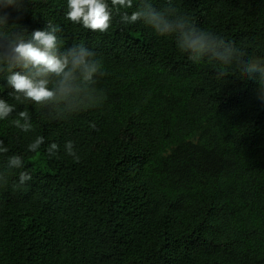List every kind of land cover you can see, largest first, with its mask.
<instances>
[{
    "label": "trees",
    "instance_id": "16d2710c",
    "mask_svg": "<svg viewBox=\"0 0 264 264\" xmlns=\"http://www.w3.org/2000/svg\"><path fill=\"white\" fill-rule=\"evenodd\" d=\"M106 3L107 32L0 8V264H264V0ZM35 30L63 73L13 52Z\"/></svg>",
    "mask_w": 264,
    "mask_h": 264
},
{
    "label": "clouds",
    "instance_id": "9594fccd",
    "mask_svg": "<svg viewBox=\"0 0 264 264\" xmlns=\"http://www.w3.org/2000/svg\"><path fill=\"white\" fill-rule=\"evenodd\" d=\"M112 5H119L123 8H131L132 0H111ZM17 0H0V8L16 7ZM5 19V15L0 14ZM68 20L73 23H82L84 28L92 31L107 32L112 21V14L109 11V5L106 0H68V11L66 13ZM140 18V13L133 12L131 16H124L129 23H135ZM31 41L25 42L20 40L15 43L12 48L15 55L27 62H30L37 69L45 73L61 74L65 71L67 61H61L52 54V50L56 47L57 37L48 31L35 30L31 34ZM83 52V49H82ZM251 72L257 71L255 65L250 69ZM8 83L18 93H23L27 99L36 103H42L53 97L54 93L46 86L45 81H35L28 76L14 73L9 77ZM264 87V85H262ZM264 102V92L257 97ZM12 107L0 101V119L6 117L12 112ZM22 116L26 115L21 113ZM43 143L42 138L30 145V150L35 152L39 145ZM71 155V153H70ZM78 159V158H77ZM13 158V163H16ZM21 183L25 180L32 179L21 173Z\"/></svg>",
    "mask_w": 264,
    "mask_h": 264
}]
</instances>
